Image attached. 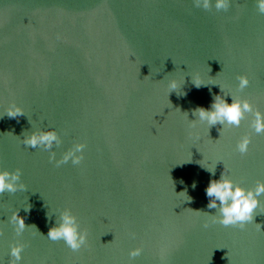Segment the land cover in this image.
Returning <instances> with one entry per match:
<instances>
[{"label": "water", "instance_id": "95a60500", "mask_svg": "<svg viewBox=\"0 0 264 264\" xmlns=\"http://www.w3.org/2000/svg\"><path fill=\"white\" fill-rule=\"evenodd\" d=\"M224 93L264 114L257 0H0V169H18L24 185L0 193V264L15 244L16 264H264V194L243 227L213 223L219 213L206 208L205 186L222 171L245 188L264 181L252 113L238 126L189 121ZM12 105L23 113L8 116ZM38 127L59 145H24ZM77 143L82 160L57 164ZM65 209L87 233L75 251L46 236Z\"/></svg>", "mask_w": 264, "mask_h": 264}, {"label": "clouds", "instance_id": "9594fccd", "mask_svg": "<svg viewBox=\"0 0 264 264\" xmlns=\"http://www.w3.org/2000/svg\"><path fill=\"white\" fill-rule=\"evenodd\" d=\"M198 5L204 8L210 6V0H196ZM217 9L227 8L228 0H214ZM257 6L260 12L264 13V0H257ZM239 87L244 88L248 84V79L245 75L238 77ZM192 83L199 87L201 83L197 78L192 79ZM169 92L176 90L177 82L169 80L167 84ZM221 92L222 89L220 88ZM230 94L224 93L215 94L212 97L210 105L204 107L201 105L192 109L194 119H189L190 123L194 125L197 121L206 122L209 126L214 125H239L245 113H252L254 119L251 121V127L255 132L260 133L264 131V114L255 109L250 102L245 98H238L231 96V102L226 100V96ZM22 109L19 106L12 105L7 110V115L15 117L22 114ZM187 118L188 113L186 112ZM22 143L31 148L43 147L50 149L55 143L59 145L60 139L54 129L38 127L28 132L23 136ZM249 137L247 135L240 138L237 142L236 148L239 152L244 153L247 151ZM84 145L77 143L74 148L66 151L60 160L56 163H66L69 159L73 164H78L82 158V149ZM55 157V153H50V159ZM202 166V165H201ZM210 173V177L215 174V165L212 167L202 166ZM192 187L195 188V182ZM24 185L20 182L19 170L9 171L8 169H0V193L5 191L16 192L18 189L22 190ZM205 195L208 198L206 208L214 209L219 213V216H213V223H220L222 225H239L243 227L246 222L253 221L254 210L259 205V199L264 194V181H257L254 187L245 188L239 183H234L233 180L225 175L223 171L218 178H210L205 186ZM188 196V195H187ZM190 201L192 198L188 196ZM25 209V211H27ZM19 209L12 213L11 220L16 225L17 231H22L25 227L24 219L19 214ZM207 212V211H205ZM207 227V222L204 224ZM51 240H63L68 247L73 251L78 250L86 243L87 233L85 230L79 228L75 216L70 210L65 209L59 215V220L56 221L48 228L47 235ZM22 245L15 244L11 247V256L14 257L10 260L9 264H16L20 259V251ZM141 249L139 247L129 250L130 257L140 255Z\"/></svg>", "mask_w": 264, "mask_h": 264}]
</instances>
